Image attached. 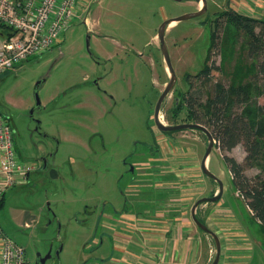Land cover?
Masks as SVG:
<instances>
[{
	"label": "rangeland",
	"instance_id": "rangeland-1",
	"mask_svg": "<svg viewBox=\"0 0 264 264\" xmlns=\"http://www.w3.org/2000/svg\"><path fill=\"white\" fill-rule=\"evenodd\" d=\"M206 2L200 15L172 21L166 27L165 43L176 79L160 105L164 124L194 122L183 101L176 98L192 95L206 112L215 81L230 86L237 81L252 82L250 76L255 74L256 60L247 55L243 36L223 12L232 9L264 19V0ZM86 4L62 37L51 40L48 47L53 48H38L11 70L0 73V114H11L17 130L12 139L19 155L34 163L38 154L53 153L46 170H32L26 183L12 185L14 181L3 173L7 170L2 166L6 146L0 142V200L11 185L2 197L0 227L24 247L30 263L35 251L50 252L44 264L115 262L113 237L102 233L99 212L107 200L121 208L124 197L129 199L133 174L126 171V161L132 165L143 161L146 170H151L147 157L155 153L168 175L185 171L180 177L184 186L177 184V179L169 181L173 183L167 186L174 189L163 196L168 203L178 204L179 200L188 207L201 197L196 176L203 173L200 163L208 144L206 134L197 128L160 131L154 109L170 74L160 50L158 28L170 17L196 11L202 2L87 0ZM21 35L6 31L1 39ZM205 63L219 66L211 70L209 78L196 75ZM251 86L257 87L251 98L230 102L234 112L264 102V79ZM30 108H34L32 117L39 121V131L45 136L33 130ZM198 112L202 115L200 109ZM202 125L211 130L209 123ZM213 140L207 167L222 183L217 201L225 218L216 222L209 215L210 202L200 203L195 216L218 236V264H264L262 227L235 191L222 158V154L240 157L245 154L244 146L238 143L221 151ZM244 172L253 177L260 168L249 166ZM142 179L147 181L148 175ZM210 185L205 183L203 191ZM127 222L123 226L128 232L134 230L135 222ZM201 234L204 251L199 253V261L210 264L216 254L215 240L204 230ZM142 247L145 255L140 263L147 264V243ZM117 263L135 264L133 260Z\"/></svg>",
	"mask_w": 264,
	"mask_h": 264
},
{
	"label": "crops",
	"instance_id": "crops-1",
	"mask_svg": "<svg viewBox=\"0 0 264 264\" xmlns=\"http://www.w3.org/2000/svg\"><path fill=\"white\" fill-rule=\"evenodd\" d=\"M244 155L241 154L240 157L236 158L237 161L242 162ZM158 157L155 153L148 155V160L152 162L151 170H146L148 165L144 164L143 161L135 164L137 181L133 182L131 188L134 196L133 202L127 207L129 210L124 209L120 217L112 215L107 210V215L103 217L102 233L113 237V250L117 254L114 258L115 262L110 261L109 264H118L117 261L128 262L129 260H133L135 264H141L140 260L145 255L142 250L145 242L148 248L147 264H204L202 260L199 261L201 255L199 253L204 251L200 247L203 234H201V228L193 221V204L187 207L186 202L179 200H177L178 204H170L167 197H163L169 193L171 188L174 189V187L167 186L173 183L169 181H176L177 179L179 180L176 181L177 184L184 186L182 183H185V180L184 178L180 179V177H183L185 171H175L168 175L169 172L166 173L167 168L164 167V162H157ZM184 161L188 164L187 160ZM208 161L209 158L207 157V166ZM182 165H184L183 162L179 164L178 168ZM144 175H148L147 181L142 179ZM196 177L198 178L197 185L201 197L213 194L212 192L216 193L218 188V183H215L216 180L204 173L198 174ZM208 181L212 185L203 191L202 187ZM195 192L196 190L191 195H194ZM208 202L213 205L209 206V215L214 216L216 222L223 220L225 214L220 203L217 200ZM127 221L135 222L134 230L128 232L129 230L125 227ZM123 223L126 225L123 226ZM203 223L206 224L207 222L204 221ZM218 230L221 231L220 229L216 231L218 232Z\"/></svg>",
	"mask_w": 264,
	"mask_h": 264
},
{
	"label": "trees",
	"instance_id": "trees-1",
	"mask_svg": "<svg viewBox=\"0 0 264 264\" xmlns=\"http://www.w3.org/2000/svg\"><path fill=\"white\" fill-rule=\"evenodd\" d=\"M223 14L243 36L247 55L256 60L255 74L250 78L254 84H258L260 79H264V19L253 18L232 9ZM212 69L218 70L219 66L205 63L196 75L209 78ZM237 82L227 86L221 81H215L212 95L205 103L206 112L202 111L201 102L194 100L192 95L186 94L181 100L176 98V101H183L191 120L211 125L210 132L221 151L230 150L238 143L243 144V163L227 154H222V158L227 165L235 191L240 193L253 217L259 221L264 235V102L255 107L245 106L234 112L230 102L243 103L251 98L257 89L251 86L253 83L250 81ZM249 166L259 167L260 173L248 177L244 168ZM1 203L2 198L0 205Z\"/></svg>",
	"mask_w": 264,
	"mask_h": 264
},
{
	"label": "built area",
	"instance_id": "built-area-1",
	"mask_svg": "<svg viewBox=\"0 0 264 264\" xmlns=\"http://www.w3.org/2000/svg\"><path fill=\"white\" fill-rule=\"evenodd\" d=\"M86 3L87 0H0V73L11 70L27 56L35 54L38 48L41 51L52 48L48 47L51 40L62 37ZM6 31L24 37L11 36L9 40H2L1 34ZM12 136V127L0 114V142L6 146L2 166L7 170L3 173L15 184L25 181L29 166L14 147ZM0 264H30L24 247L9 238L1 227Z\"/></svg>",
	"mask_w": 264,
	"mask_h": 264
},
{
	"label": "water",
	"instance_id": "water-1",
	"mask_svg": "<svg viewBox=\"0 0 264 264\" xmlns=\"http://www.w3.org/2000/svg\"><path fill=\"white\" fill-rule=\"evenodd\" d=\"M200 1V0H198ZM202 2V6L200 8H198L196 11L193 12H186V13H182L181 15L178 16H174V17H170L166 20H164L157 31V37L159 39V45H160V50L161 53L163 55L165 64L169 70V80L167 82V84L165 85L164 89L162 90V92L160 93L158 100L155 104V109H154V121H155V125L156 127L163 132H167V131H174V130H179V129H185V128H197V129H201L207 136L208 139V144L206 147V150L204 152V155L201 159V163H200V168L202 170V172L204 174H206L207 176H209L210 178H213L214 180L217 181L219 188H218V192L213 193L210 196H202L200 198H198L194 204L192 205V218L193 221L195 222V224L201 228L202 230H204L205 232L210 233L214 240H215V245H216V254L212 260V262L210 264H217L219 261V257H220V241L218 239V236L216 235V233L214 231H212L210 228H208L202 221H200L194 214L195 208L197 205H199L202 202H208V201H216L220 198L221 194H222V183L221 181L218 179V177H216L215 174H213L207 167L206 165V159L209 156L211 149L213 147V136L210 133V131L203 126L200 123L197 122H182V123H170V124H164L160 121L159 119V112H160V105L161 102L163 101L164 97L167 95V93L173 88L174 83H175V73L170 61V56H169V52H168V48L166 46L165 43V30L166 27L168 26V24H170L172 21H180L182 19H186V18H191V17H195L200 15L201 13H203V11H205L206 9V0H201ZM40 81H37L35 84V88H37V86L39 85ZM36 98V104L39 103L37 94L35 95ZM33 109V108H32ZM31 109V112H32ZM61 248V247H60ZM57 253V252H56ZM50 257V252L46 253L41 260L38 259V257L35 260L34 264H44V262L46 261L47 258Z\"/></svg>",
	"mask_w": 264,
	"mask_h": 264
},
{
	"label": "flooded vegetation",
	"instance_id": "flooded-vegetation-1",
	"mask_svg": "<svg viewBox=\"0 0 264 264\" xmlns=\"http://www.w3.org/2000/svg\"><path fill=\"white\" fill-rule=\"evenodd\" d=\"M196 1H198V0H196ZM201 1V0H200ZM200 1H198V2H200ZM53 48V47H52ZM31 109L32 108H30L29 109V114H30V117L34 120V125H33V130L34 131H36V132H38V134H40V135H43V136H45L46 134H43V133H41L40 131H39V128H40V123H39V121L36 119V118H33L32 117V112H31ZM34 110V108L32 109V111ZM2 114V113H1ZM2 116L4 117V119L9 123V125L12 127V130H13V135L15 136V134L17 133V130H16V128H15V126H14V124H13V122H12V118H11V114H9V113H3L2 114ZM159 118H160V115H159ZM53 153H51V152H49V151H47V152H45V153H41V154H38L36 157V162H29V161H27V160H25V159H23V161L29 166V169L27 170V172L25 173V181L23 182V183H26L27 181H28V178H29V176H30V173H31V171L32 170H40L41 172L42 171H44V170H46L47 168H48V163H49V158L51 157V155H52ZM126 171L127 172H130V173H132L133 174V178H132V182H131V186H130V188H129V192H130V197H129V199L127 198V197H124V199H125V204L121 207V208H116V207H114V206H112L111 205V203L110 202H108V200L107 201H105L104 203H103V205L101 206V208H100V212H99V218H103L104 216H106L107 214V210L109 211V213H111L112 215H114V216H117V217H120V215H121V213L124 211V209L125 208H127V207H129L130 205H131V202H133V194H132V191H131V188L133 187V182H136L137 181V178H136V176H135V164H131V163H127V161H126ZM50 173H52V174H54V169L53 168H50ZM16 184V183H15ZM12 185H14V184H12ZM11 186V185H10ZM10 186H8V187H10ZM7 187V188H8ZM6 188V189H7ZM5 189V190H6ZM5 190H4V192H5ZM4 192H3V194H4ZM3 194H2V197H3ZM1 197V198H2ZM128 205V206H127ZM45 255V253H40V252H36L35 251V255H34V258L32 259V262L30 263V264H34L35 263V260H36V258L38 257V259L39 260H41V258L43 257ZM30 262V261H29Z\"/></svg>",
	"mask_w": 264,
	"mask_h": 264
},
{
	"label": "bare ground",
	"instance_id": "bare-ground-1",
	"mask_svg": "<svg viewBox=\"0 0 264 264\" xmlns=\"http://www.w3.org/2000/svg\"><path fill=\"white\" fill-rule=\"evenodd\" d=\"M173 22H174V21H173ZM159 119H160V121H162L161 118H159Z\"/></svg>",
	"mask_w": 264,
	"mask_h": 264
}]
</instances>
